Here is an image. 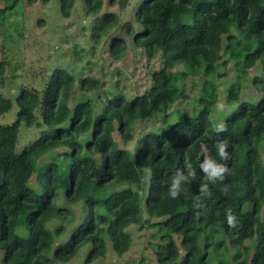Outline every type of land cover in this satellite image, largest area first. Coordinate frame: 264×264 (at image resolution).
I'll return each instance as SVG.
<instances>
[{
    "label": "trees",
    "instance_id": "trees-1",
    "mask_svg": "<svg viewBox=\"0 0 264 264\" xmlns=\"http://www.w3.org/2000/svg\"><path fill=\"white\" fill-rule=\"evenodd\" d=\"M0 1L1 17L23 0ZM81 1L85 18L93 20V47L112 38L109 55L120 60L131 39L149 59L161 55L163 65L151 73L149 89L131 100L108 92L103 102L100 81L85 77L79 89L95 97L71 109L76 79L61 67L46 77L42 92L23 86L14 97L0 94V119L16 110L13 123L0 125V264H68L86 246L90 264L105 257L107 241L122 256L132 242L131 225L156 229L159 242L150 246L157 264H209L213 250L219 264H264V0H139L136 25L125 23L135 1L110 0L109 9L117 5L119 14L103 11V0ZM57 2L63 17H71L76 0ZM122 28L125 36H113ZM222 53L235 63L230 102L237 108L219 124L209 110L171 122L169 109L180 99L175 83L184 74L202 76L205 86L223 77L216 73ZM258 64L262 74L253 85L261 99L242 103L240 82ZM177 66L183 70L171 72ZM4 71L0 64L2 82ZM161 116L162 127L143 136L134 152L115 142V132L128 143L137 121ZM23 127L39 136L20 147ZM57 148L68 150L62 158L67 169L56 161L38 169V158ZM206 160L226 168L222 179L208 178L201 167ZM34 174L38 188L30 185ZM174 180L175 197L169 191ZM61 193L83 214L66 236L63 224L50 228L53 220L68 222V210L57 204Z\"/></svg>",
    "mask_w": 264,
    "mask_h": 264
},
{
    "label": "rangeland",
    "instance_id": "rangeland-1",
    "mask_svg": "<svg viewBox=\"0 0 264 264\" xmlns=\"http://www.w3.org/2000/svg\"><path fill=\"white\" fill-rule=\"evenodd\" d=\"M103 11L110 10L119 14L117 5L109 9L110 0H103ZM135 1L134 3H132ZM115 2V1H113ZM139 0H132V7L126 10L125 23L136 25L133 19V10ZM113 7V6H112ZM5 4L0 1V10ZM83 2L76 0L71 17H63L57 0L50 1L47 5L37 2L29 5L23 0L20 5L0 17V64L5 66L2 77L0 76V94L6 98L14 97L21 87H37L42 92L46 87V77L57 67L66 69L74 75L76 82L72 91L69 106L71 109L80 101L87 98L94 99L95 93H86L79 89L80 80L85 77L98 79L101 83L100 99L105 102L107 94L121 93L127 100L142 95L151 86V73L162 68L161 55L149 59L142 49L137 48L128 39L129 45L120 60H114L109 55L110 40L102 39V42L93 47L90 41L89 29L93 24L91 18H85ZM113 36H125V29H115ZM226 39H223V47ZM227 61V56L222 53L216 66V73L223 77H217L215 81L205 86L202 76L192 77L184 74L174 85L180 91V99L173 104L169 113L173 114L171 122H175L179 114L193 115L199 110H209L216 124L221 123L227 114H231L237 108L230 102L232 97L231 85L236 82L237 71L233 61ZM183 70L177 66L171 72ZM262 74L261 64L251 69L240 82L241 102L258 103L261 94L256 92L253 79ZM215 97V100L213 99ZM14 111L15 108L13 109ZM6 114L0 119V125H9L14 122L15 112ZM41 119V117H38ZM163 116L156 122L147 120L137 121L132 128L134 139L125 143L118 132L114 133V140L122 149L134 152L143 136L154 132L163 125ZM39 136V131L23 127L19 134V145L24 147ZM68 151L57 148L38 158V169H44L52 162H58L63 170L67 169V162H62L63 153ZM262 161L264 163V141L261 145ZM132 173L128 174L130 180ZM30 185L38 188L36 175L31 178ZM127 187V186H125ZM122 188V187H121ZM140 191V196L141 190ZM143 197V196H142ZM57 204L67 209L64 217L68 222L62 223L53 220L51 229L65 226V235L78 225L80 204H72L66 201L61 193ZM140 207L144 220L147 213L144 202ZM73 214V215H72ZM83 215V214H82ZM126 232L132 237L129 250L122 256L117 255L110 241H107L106 255L90 264H157L156 256L150 244L159 242L153 236L156 229H142L139 225H131ZM63 236V237H64ZM91 247L86 246L68 264H85L86 257ZM1 262V254H0ZM209 264H219L214 250L209 257Z\"/></svg>",
    "mask_w": 264,
    "mask_h": 264
},
{
    "label": "clouds",
    "instance_id": "clouds-1",
    "mask_svg": "<svg viewBox=\"0 0 264 264\" xmlns=\"http://www.w3.org/2000/svg\"><path fill=\"white\" fill-rule=\"evenodd\" d=\"M222 127V126H221ZM218 150H219V154L223 157L226 156V152H225V144L223 142L218 143L217 145ZM202 169L204 170L205 173H207V176L209 179H215V178H223V173L226 171V168L221 165V164H217L214 161H210V160H206L202 165H201ZM179 183V181L174 180L173 184L170 188V195L175 197L177 195L175 189L177 187V184ZM228 223L230 225L234 224L235 222V217L234 215L231 214V212H229L228 216Z\"/></svg>",
    "mask_w": 264,
    "mask_h": 264
}]
</instances>
